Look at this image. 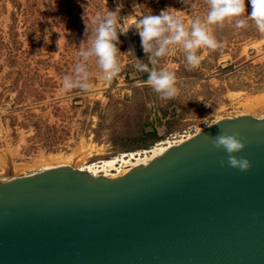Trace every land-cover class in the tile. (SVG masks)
<instances>
[{"label":"rangeland","instance_id":"1","mask_svg":"<svg viewBox=\"0 0 264 264\" xmlns=\"http://www.w3.org/2000/svg\"><path fill=\"white\" fill-rule=\"evenodd\" d=\"M118 3L129 25L167 8L190 24L208 10L206 0H0V176L37 171V159L51 153L72 152L88 162L129 152L143 156L160 141L240 115L248 101L264 95V34L251 20L241 29L234 20L213 25L224 47L198 50L203 59L197 68L189 70L179 45L160 58L158 67L177 77L180 91L173 99H161L146 85L148 73L134 68L135 58L148 63L134 27L119 36L116 78L104 81L93 59L92 88L63 90L64 76L80 59L81 42L87 45L90 19ZM245 3L246 18L252 9L249 0ZM130 49L132 55L126 54ZM262 109L251 115L264 116Z\"/></svg>","mask_w":264,"mask_h":264},{"label":"water","instance_id":"2","mask_svg":"<svg viewBox=\"0 0 264 264\" xmlns=\"http://www.w3.org/2000/svg\"><path fill=\"white\" fill-rule=\"evenodd\" d=\"M217 121L114 177L0 180V264H264V120ZM224 129L248 138L247 171L212 145Z\"/></svg>","mask_w":264,"mask_h":264},{"label":"clouds","instance_id":"3","mask_svg":"<svg viewBox=\"0 0 264 264\" xmlns=\"http://www.w3.org/2000/svg\"><path fill=\"white\" fill-rule=\"evenodd\" d=\"M249 2L252 10L245 18V0H206L208 5L206 15L197 16L190 24H186L179 14L170 12V8L161 10L159 15H143L134 25H129L125 17H121L122 3H118L115 10L97 11L90 19L92 30L87 45L82 41L77 52L80 59L75 63L72 72L63 78V90L80 89L86 92L92 88L89 82L91 76L89 65L93 59L101 70L104 81L111 82L116 78L121 72L120 53L122 52L118 47L119 36L126 35L130 28L134 27L141 38L143 51L148 57V63L135 58L134 68L148 73L145 83L161 99H173L180 91L177 77L175 72L167 67H158L160 58L175 51L174 46L179 45L185 54L189 70L199 67L203 57L198 55V50L207 48L215 51L224 47L223 42L218 41L214 35L212 26H223L225 21L234 20V26L241 29L247 28L248 20H251L258 32L264 34V0H249ZM134 7L136 10L137 6ZM85 24L88 33L89 22L85 21ZM45 32V42H49L47 30ZM37 35L39 36V33ZM132 52L133 50L130 49L126 54L132 55ZM256 119L264 120V116ZM219 122L206 126L211 127ZM209 138L216 149H223L227 153L228 166L240 171L251 168L250 160L237 155L246 147L248 142L246 136L239 131L224 129L218 130L216 135ZM220 163L223 166L225 161L221 160Z\"/></svg>","mask_w":264,"mask_h":264},{"label":"bare ground","instance_id":"4","mask_svg":"<svg viewBox=\"0 0 264 264\" xmlns=\"http://www.w3.org/2000/svg\"><path fill=\"white\" fill-rule=\"evenodd\" d=\"M248 102L249 105H247V111L242 112L241 114H247V113L251 114L252 109H256L257 107L260 108L262 107L263 108L262 111H264V95H260L258 97L252 98V100ZM191 136L192 134H189L186 136L183 135L178 139H173V140L168 139V140L160 141L156 143L153 148L142 151L143 156H141V153L139 152L138 153L129 152V153H122V155L118 157H113L110 159H102L94 162L84 161L83 158H78V156L72 152L66 154L51 153L48 155H43V157L37 159L36 162L39 164L40 168L34 172H38L48 168H53L60 165H67L70 167L77 168L79 170L88 171L91 175L94 176L104 175V176L114 177L125 173L132 166H135L137 164H146L153 157L164 152V150H166L167 147L182 142ZM118 162H121L124 165L121 164L120 168H118L116 166ZM11 176H15V174L12 172L6 176L2 175L0 176V180L10 178Z\"/></svg>","mask_w":264,"mask_h":264}]
</instances>
